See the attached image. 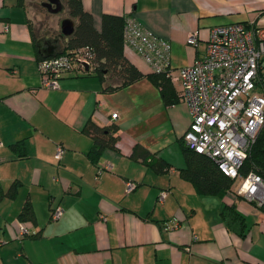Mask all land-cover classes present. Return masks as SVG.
<instances>
[{
	"label": "crops",
	"instance_id": "crops-1",
	"mask_svg": "<svg viewBox=\"0 0 264 264\" xmlns=\"http://www.w3.org/2000/svg\"><path fill=\"white\" fill-rule=\"evenodd\" d=\"M81 2L97 29L105 12L131 14L166 38L174 74L203 54L212 26L264 25V0ZM30 14L26 0H0V264H264V208L234 185L221 197L197 194L179 175L190 120L180 80L167 76L177 101L166 104L146 77L150 66L125 47L144 73L138 80L107 90L97 76L70 71L58 79L59 88H44ZM194 29L197 47L186 42ZM88 120L116 125V147L95 157L92 136L82 131ZM21 139L26 156L18 158L10 144ZM136 144L160 156L167 169L155 171L132 155ZM126 180L134 183L129 191ZM231 202L244 217L242 234L220 214ZM27 205L31 217L21 218ZM57 207L62 213L52 219Z\"/></svg>",
	"mask_w": 264,
	"mask_h": 264
},
{
	"label": "built area",
	"instance_id": "built-area-1",
	"mask_svg": "<svg viewBox=\"0 0 264 264\" xmlns=\"http://www.w3.org/2000/svg\"><path fill=\"white\" fill-rule=\"evenodd\" d=\"M123 41L153 72L180 80L181 98L190 118L182 136L185 146L213 159L226 175L239 181L238 195L264 208V177L252 170L242 175L239 169L264 124V25L236 21L212 26L203 54L176 74L169 67L170 42L131 14L124 21ZM186 42L198 46L197 29L187 34ZM90 56V52L77 50L40 60L41 85L59 88L62 71L74 63L82 71ZM116 116V112L111 114ZM62 153V146L56 145L55 156L60 158ZM125 186L129 191L134 183L126 180ZM61 213L57 207L51 218L57 219ZM20 230L27 233L25 227Z\"/></svg>",
	"mask_w": 264,
	"mask_h": 264
},
{
	"label": "trees",
	"instance_id": "trees-1",
	"mask_svg": "<svg viewBox=\"0 0 264 264\" xmlns=\"http://www.w3.org/2000/svg\"><path fill=\"white\" fill-rule=\"evenodd\" d=\"M61 1L66 6L68 16L74 20V30L70 35L62 36L60 50L54 55L66 51L76 53L79 50L81 54L90 52L91 56L89 64H86L87 69L84 65L81 71L78 64L74 63L70 68L63 70L60 76L70 71L92 74L104 81V88L107 90L123 87L144 76V73L124 53L126 46L123 41V26L125 18L130 14L119 15L105 12L101 16L100 28L97 29L93 24L91 13L84 9L81 0ZM17 4L23 5L24 0H17ZM32 34L37 41L40 35L34 32V28L32 29ZM54 55L44 56L37 48L36 59L39 62ZM77 56H79V53H77ZM146 77L160 89L161 97L166 104L177 101L174 86L165 73L152 71ZM117 129L114 124L100 125L91 120L84 124L82 131L92 136L91 152L95 157L106 146L116 147L119 138ZM181 143L184 163L179 168V175L191 183L197 194L221 197L228 190H231L235 184V179L226 175L209 156L186 147L183 138ZM10 146L12 150L16 151L18 158L26 156L23 139L11 143ZM55 151L54 157L59 160L62 155L57 158ZM132 155L142 157V160L151 165L155 171L161 172L166 168V162L160 156L150 155L149 151L140 144L134 146ZM98 169L102 170L103 168L100 167ZM239 169L242 175H246L252 170L264 177V124L259 129ZM14 184L15 182L12 186L15 188ZM14 192L15 190L12 189L10 193ZM30 214V206L27 205L20 217L23 218V216L29 215L27 218H30ZM220 214L228 228L240 234L243 233L244 217L237 211L235 202L224 203Z\"/></svg>",
	"mask_w": 264,
	"mask_h": 264
},
{
	"label": "rangeland",
	"instance_id": "rangeland-1",
	"mask_svg": "<svg viewBox=\"0 0 264 264\" xmlns=\"http://www.w3.org/2000/svg\"><path fill=\"white\" fill-rule=\"evenodd\" d=\"M45 0H26V4L31 11V22L34 32L40 35L39 38L43 42H49L48 39H52L49 44L55 48L61 47L62 34L60 30V21L63 18H69L66 6L63 3V9L59 12H49L42 2ZM55 89V88H52ZM188 127V126H187ZM239 181L235 180L234 189L238 186ZM230 196H234V192H228Z\"/></svg>",
	"mask_w": 264,
	"mask_h": 264
},
{
	"label": "water",
	"instance_id": "water-1",
	"mask_svg": "<svg viewBox=\"0 0 264 264\" xmlns=\"http://www.w3.org/2000/svg\"><path fill=\"white\" fill-rule=\"evenodd\" d=\"M42 6H44L49 12H59L63 9V3L61 0H45L44 2H42ZM60 30H61V34L62 36H68L70 35L73 30H74V20H72L70 17L69 18H63L60 21ZM48 42H43L41 41V39L39 38L36 41V45L38 50L44 55V56H49V55H54L56 54V52H59L60 48H55L53 46H51V49H46L44 46L45 44ZM85 68L87 69L86 64Z\"/></svg>",
	"mask_w": 264,
	"mask_h": 264
},
{
	"label": "flooded vegetation",
	"instance_id": "flooded-vegetation-1",
	"mask_svg": "<svg viewBox=\"0 0 264 264\" xmlns=\"http://www.w3.org/2000/svg\"><path fill=\"white\" fill-rule=\"evenodd\" d=\"M51 40H52L51 38L48 39L49 42H51ZM49 42L46 43L45 46H44V47H45L46 49H48V50L51 49V48H50L51 46H50Z\"/></svg>",
	"mask_w": 264,
	"mask_h": 264
}]
</instances>
